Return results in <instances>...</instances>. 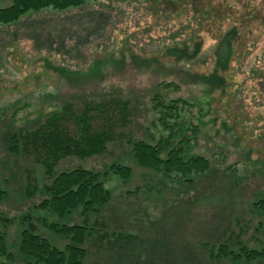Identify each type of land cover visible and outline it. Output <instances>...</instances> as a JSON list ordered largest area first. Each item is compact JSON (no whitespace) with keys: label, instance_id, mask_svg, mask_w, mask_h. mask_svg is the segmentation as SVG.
Segmentation results:
<instances>
[{"label":"rangeland","instance_id":"1","mask_svg":"<svg viewBox=\"0 0 264 264\" xmlns=\"http://www.w3.org/2000/svg\"><path fill=\"white\" fill-rule=\"evenodd\" d=\"M98 1L110 17L106 32L80 52L63 54L37 48L26 37L24 26L0 28V180L7 191L0 214L10 221L5 232L13 254V259L3 263L29 264L19 254L17 243L19 232L30 223L52 245L60 249L66 245L64 237L50 232L38 218L45 216L48 223L59 225L81 223L78 212L59 220L36 209L45 198L41 188L50 184V178L37 161V150L23 143L15 148L10 143L12 135L35 132L50 114L66 105L74 115L84 105L91 106L95 131L111 118L117 127L106 152L85 159L65 157L56 165V174L78 167L103 172L111 164L132 170L127 181L115 175L107 178L111 200L90 220L96 221L90 226L96 224L95 232L104 234L106 240L101 243L93 236L86 241L85 264H227L211 262L205 245H217L229 233H237V220L245 228L242 240L257 248L254 236L263 240L264 235L254 234V228L258 223L264 225V215L254 212L252 205L264 194V92L252 68L264 65V26L255 24L242 31L239 38L249 53L235 56L225 86H210L202 78L212 73L213 49L221 35L230 24L244 25L241 16L248 0H242V6L235 0H214V5L223 3L234 13L225 15L222 26L205 20L197 33L201 50L196 55L189 51L188 56L162 52L170 35L186 20L184 16L170 21L166 15H153L141 0ZM254 1L263 10L264 0ZM9 4L10 0H0V8ZM167 83L172 87L163 88ZM156 93L203 108L194 152L209 160L210 169L193 177L192 183L164 179L140 168L132 158L129 140L154 144L159 138L151 104ZM119 103L128 105L129 114L122 120H117L122 116ZM63 127L72 136L77 133L70 118ZM25 215L31 221L22 223ZM116 235L130 240L118 238L122 240L118 242Z\"/></svg>","mask_w":264,"mask_h":264},{"label":"trees","instance_id":"2","mask_svg":"<svg viewBox=\"0 0 264 264\" xmlns=\"http://www.w3.org/2000/svg\"><path fill=\"white\" fill-rule=\"evenodd\" d=\"M114 1L139 2V0ZM141 1L147 4L153 15H166L170 21L181 16L186 19L184 23H179V30L170 35L169 45L163 46L162 52L167 55L182 53L188 56L189 51L193 55L198 54L202 43L197 40V33L204 28V21L212 19L222 26L221 22L225 15L230 16L234 13L232 7L223 3L214 5V0ZM241 1L235 0L236 4L242 6ZM253 1L244 2L246 3L244 11L247 9L241 16L245 19L244 25L230 24L215 45L213 49L216 57L215 66L209 79L202 77L203 80H208L206 83L210 86L215 85L220 89L225 86L231 64L236 60L235 56H240L241 52L249 53L244 40L240 39L242 31L255 24L264 26V8L260 10L261 8ZM96 5L99 9H93ZM103 5L98 0H10L8 6L0 8V28L24 26L28 32L25 33L26 37L32 39L37 48L44 47L47 51L63 54L80 52L82 46L93 40H100L106 32L110 17L103 12ZM73 11L79 14H71ZM61 15L64 16L61 18ZM95 62L96 59H93V67ZM252 71L261 79L259 85L264 92V65L259 69L253 67ZM170 87H172L170 83L163 85L165 89ZM151 104L156 114L159 138L154 144L129 140L132 158L140 168L151 170L164 179L192 183L193 177L203 175L210 169L209 160L194 152L201 128L199 114L203 108L195 102L170 98L159 93L152 97ZM119 108L122 116L117 120H122L129 114L128 105L119 103ZM72 110L71 106L66 105L60 112L50 114L44 126L35 132H17L10 138L11 146L15 148L19 143H23L24 147H33L37 150V161L50 178V184L41 188L45 198L36 209L51 213L59 220L78 212L82 219L80 224L73 225L48 223L45 216L37 219L50 232L67 240L62 249L39 235L34 224L30 223L23 227L19 232L17 249L19 254L27 258L29 264H85L88 256L86 241L93 236L98 237L101 243L106 240L104 234L95 232L93 226L96 224L90 226V223L96 221L90 220L98 217L111 200V192L106 188L107 178L115 175L127 181L132 174L131 168L122 164H111L103 172L78 167L55 173L54 169L61 159L68 156L82 159L99 156L106 152L107 144L115 137L114 129L117 123L112 118L106 119L108 123L99 131H95L92 125L94 118L91 115L93 110L91 106L84 105L78 115H74ZM68 118L72 119L77 130L73 136L63 127L64 120ZM6 198L7 191L3 189L0 180V203ZM252 210L264 215V194L256 199ZM31 218L25 215L20 221L22 223L26 219L31 221ZM9 222L0 214V226L3 229L0 230V264H5L3 261L7 259H13V254L7 246L5 232L6 223ZM236 222L239 224L237 233H229V236L222 238L217 245H205L208 249V259L213 263L224 261L227 264L264 262V239L260 240L254 236L259 246L251 248L241 238L245 228L240 226L238 220ZM260 233L264 235V225L258 223L254 228V234ZM114 238H122L123 242L130 240L128 236H125L126 239L119 235ZM110 246L113 248L114 245Z\"/></svg>","mask_w":264,"mask_h":264}]
</instances>
